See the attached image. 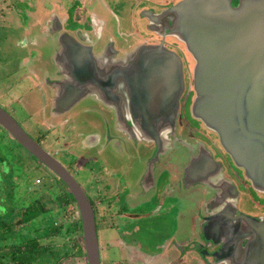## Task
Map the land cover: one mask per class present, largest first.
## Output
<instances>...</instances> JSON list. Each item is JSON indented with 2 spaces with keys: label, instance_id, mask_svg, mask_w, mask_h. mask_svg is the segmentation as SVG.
<instances>
[{
  "label": "flooded vegetation",
  "instance_id": "1",
  "mask_svg": "<svg viewBox=\"0 0 264 264\" xmlns=\"http://www.w3.org/2000/svg\"><path fill=\"white\" fill-rule=\"evenodd\" d=\"M164 1L162 5H158V3L151 0H146L147 4L145 5H139L137 2L132 4L130 10L133 15H131V18L137 17L134 19V26H138L137 22H141L140 25H142L143 21L147 32L144 35L140 33L139 36L136 35L132 38L131 40L137 41L134 45L121 48L116 46L115 37L111 35L103 37L105 21L93 9H108L109 3L106 0H55L52 4L54 9H51L53 8L51 4L47 7L48 3L43 4L39 0H35L32 6L29 0H0V41L4 39L2 31L5 30V27L14 25V22L16 27L29 28L28 32L22 35L25 39L10 37V41L13 43L11 49L14 50L11 57L20 70L16 78L11 79L14 84H20V87L25 86L26 88L22 92L21 90L16 91L14 95L9 92L6 99L10 103L21 100V94L25 95V91L31 89L33 83L38 90L37 110L51 104L52 114L61 115L85 97L92 98L95 105L106 109L110 114V118L103 117L104 122L107 121L109 124L105 133L102 131L99 133L95 131L98 129L91 128L79 137V144L77 145L79 150L83 152L91 144L99 145L98 142L104 139V135H107L117 140L115 147L118 152L127 154L129 157L136 155L138 158H144V165L140 172H137V174L129 172L131 177L127 181L119 180L118 191L116 190L113 194L115 197H112V200H120L117 203L119 204V210L116 215H121L124 218H137L143 212H137L138 215L126 213L125 207H138L144 204L149 210L152 208L154 196H159L158 199L156 198V203H160L161 206L167 202L169 197H174L177 207L172 217L178 219V221L183 218L186 221L188 219L181 214V211L178 212L179 207L182 206L181 202L191 200L189 208L198 210L196 227L192 230H183L182 234L174 230L170 237L159 245L160 249L144 255H142V251L140 252L141 248L131 245L129 242L130 237H134L132 234L134 230H131L132 226L127 225L130 231L127 233L128 236L122 239L121 247L126 254L130 251V261L119 262L118 264H264V187L255 183L247 175L248 172L264 173V149H259L264 148V142L256 138L248 141V147L244 151L247 156L246 169L243 165H239L225 149L220 135L208 128L200 118L191 114V83L189 81V84H187V73H185L189 63L193 61L191 54L185 49L182 42L168 34L169 24L163 22L165 25H157V28L150 30L147 28V20L141 16V12L144 10L150 9L158 12L178 0ZM239 1L230 0V3L235 7ZM87 7L92 10L86 12ZM61 9H63V13ZM32 14H35L36 20L40 19L38 27L31 28ZM114 15L116 16L115 13ZM91 28H94L93 33L96 36L90 38ZM23 31L24 29L21 32ZM33 34L38 37L36 39L38 41L28 40V37ZM161 39H163L167 48L175 51L182 58L184 63V86L178 97V105L175 110V127L174 129L171 128L167 120L169 118H167L161 132V135L164 136L161 141L162 148H160V145H156L155 141L141 139V133H138L135 126L130 125L132 122L127 115L126 100L124 98L126 84L121 79L119 80L121 87H115L117 86L116 83L111 86L110 90L114 93V98L109 97L107 103L97 98L95 93L91 91H86L75 99L71 98L72 93L75 92V87L76 89L80 88L77 74L76 76L73 74V70L79 69V56L77 53L79 43L89 46L90 58L93 63L94 59H98L100 63L108 65L109 70H114L119 65L123 68L137 69L134 61H127L128 56L126 57V53L140 43H157ZM121 41L125 42L123 44H128L129 39L124 37L121 38ZM43 43H46L49 47L51 46L50 53L52 54L49 56L51 59L45 60ZM23 50L25 53L22 57L16 55L15 52ZM36 56H38L37 59H35ZM103 56H105V59L102 60ZM122 58L126 59L124 64L118 62ZM51 61H54L56 67L51 66ZM188 71H190V68H188ZM25 78L27 79V85L22 82ZM116 82L119 84L117 79ZM38 95H41V98ZM58 98L64 102L59 107L56 103ZM0 106L6 109L15 119L12 113L14 110L8 108L2 101H0ZM37 118V123L47 127L37 138L41 143L28 133L24 125L15 120L51 155L59 160V157L56 156L57 151H59L63 156H67V162H70L71 158L67 155V153L70 154V151L59 149L62 148L61 146L57 149L54 145H50V148L45 145L48 134L53 133L56 136L53 130H55L58 121L45 115ZM112 124L114 125L111 126ZM118 129L122 133L115 136L114 130ZM47 130L51 132L47 133ZM6 134L10 139H14L7 131ZM136 137L139 139H136ZM66 142L69 143L68 140ZM176 146L182 147L183 154L181 153L173 161L164 159L167 152L172 149L175 150ZM160 149L163 150L161 151L162 154L159 152L163 159H160V154L154 159L155 152ZM21 150L31 155L22 147ZM88 154L89 151L82 153V157L80 156L82 162L90 159L87 156ZM80 157L76 160H81ZM60 162L63 164V161L60 160ZM71 163L73 164V162ZM175 163L176 166H174ZM64 166L72 174L71 166L69 165L70 168L68 165ZM46 172L50 174L49 177L54 175L48 168ZM76 180L81 185V181ZM84 191L93 208L99 243L98 223L102 227L109 228L111 215L107 211L99 212L94 205L106 204L110 208L112 204H110V201H101L104 195H101L98 188L94 197H90L85 189ZM185 220L182 221L185 222ZM178 224L180 227V222ZM102 262L100 260V264Z\"/></svg>",
  "mask_w": 264,
  "mask_h": 264
},
{
  "label": "water",
  "instance_id": "2",
  "mask_svg": "<svg viewBox=\"0 0 264 264\" xmlns=\"http://www.w3.org/2000/svg\"><path fill=\"white\" fill-rule=\"evenodd\" d=\"M141 16L150 30L163 22L169 24L168 34L191 54L190 112L217 132L225 149L245 167L248 141L256 138L264 142V0H240L235 7L230 0H178L158 12L144 10ZM78 48L79 69L73 74H77L80 88L75 87L71 98L91 91L107 103L109 97L114 98L111 86L116 83L115 87H121V79L126 84L124 98L130 125L141 133V139L155 141L162 148L164 122L168 120L171 128L175 127V110L184 86L182 58L161 39L140 43L126 53L127 61H134L137 69L119 65L109 70L98 59L91 61L88 45L79 43ZM125 60L118 62L124 64ZM56 103L59 107L64 102L58 98ZM0 125L66 185L80 218L86 263L100 264L93 208L82 186L2 106ZM161 151L155 152L154 159ZM247 175L264 187V173Z\"/></svg>",
  "mask_w": 264,
  "mask_h": 264
},
{
  "label": "rangeland",
  "instance_id": "3",
  "mask_svg": "<svg viewBox=\"0 0 264 264\" xmlns=\"http://www.w3.org/2000/svg\"><path fill=\"white\" fill-rule=\"evenodd\" d=\"M29 1L31 6L35 2V0ZM54 1L55 0H39L40 3H48L47 7H49L50 4L52 5ZM106 1L109 3L108 9L102 8V10H99L98 8H93L100 18L105 21L103 37H108L110 35L115 37L114 42L116 46L121 48L137 43V41L131 39L136 35L139 36L140 33L144 35L147 31L144 27L143 21L142 25H140L141 22H137L138 26H134L133 22L137 17L131 18V15L133 14H131L130 8L132 7V4L136 2L139 5H145L147 4L146 0ZM151 1L158 3V5H162V3L165 2L164 0ZM52 7L53 8L51 9H54L53 5ZM61 10L63 13V9ZM91 10L90 7L86 8V12ZM113 16L115 17L113 18ZM35 17V14H32L30 22L31 28L38 27L40 24V19L36 20ZM23 29L24 31L21 32ZM28 30V27H23L22 29L21 27H16V23L14 22V25L7 26L5 27V30L2 31L4 39L3 41H0V101L4 102L8 108L14 110L12 113L15 116V119L24 125L28 133L37 141L39 140L37 138L41 135L42 131L47 128L45 125L37 123V117L45 115L48 118L58 121L55 130H53L56 133V136L53 133L46 136V147L50 148V145H54L58 149L61 146L62 148L59 149H64L67 152L70 151V154L67 153L69 158H71L70 162H67L68 157L63 156L59 151H57L56 156L59 157V160L63 161L64 165L71 166L72 170H70L72 171L73 176L81 181L82 187L88 192L90 197L96 195V189L98 188L101 191V195H104V197L101 198V201L111 202L110 204L112 205L110 208H108L106 204L94 205L99 212L107 211L111 215V220L109 221L110 229L108 227H102L98 223L100 236L99 253L101 256L100 260L103 261L102 264H118L119 262L130 261V251L126 254L121 247L122 239L126 238L128 236V231H130L128 230L127 225L132 226L133 228H131V230H134V232H132L134 237H130L129 242L131 245L141 248L140 250L143 252L142 255L160 249L159 245L164 243L174 230L175 232L178 231L182 234L183 230H192L196 227V214L198 213V210H192L189 208L191 205L189 202L191 200L181 202L182 206L179 207L178 211H181V214L188 218L187 221L185 218L182 219L185 220V222H183L182 220L178 221V219L176 220V218L172 217V214L173 212H176L177 207V203L173 196L169 198L167 197V202L163 204V206L159 205L160 203H156V198L158 199L159 196H154L152 208L149 210L144 204H141L142 206L138 207L124 206L126 208V213L138 215L137 212H143L140 214L141 216H137V218H124L121 215H116L119 210V204L117 203L120 202V200H112V197H115L113 194L117 190L119 180L127 181L128 178L131 177L129 172H134L135 174L140 172L144 165V158H138L136 155L129 157L127 154L118 152L115 147L117 140L104 135V139L98 142L99 145L91 144L88 148L83 150V152L89 151L87 156L90 159L82 162L81 157L83 152L77 147L79 144V137L91 128L98 129L95 131H98L99 133H101L100 131L105 133V130L109 126L107 121L106 123L104 122L103 117H107L108 119L110 118V114L102 106L95 105L92 98L85 97L67 112L61 115H55L51 112V104L37 110L38 90L32 83L31 89L25 91V95L23 93L21 94V100L12 103L7 101L6 95L9 94V92L11 95H14L16 91L21 90L22 92L26 88L25 86L20 87V84H14L11 79H15L20 73V70L14 62V59L11 57L14 50L12 51L11 49L13 43L10 41V37H13L14 39H25L22 35L27 33ZM90 30L89 37H95L96 35L93 33L94 28H91ZM124 37L129 39V41H127L128 44H123L125 42L121 41V38ZM37 38L38 37L33 34L28 37V40L38 41L36 40ZM41 39L44 41L43 38ZM43 51L45 60L51 59L49 58L52 54L50 53L51 46L49 47L46 43H43ZM15 53L19 57H22L25 51L23 50ZM37 57L38 56H36L35 59H37ZM2 58L4 59L2 60ZM32 59H34V57H32ZM103 59H105V56L102 57V60ZM191 64L192 63L190 62L188 68L191 67ZM52 65L55 66L54 61H51V66ZM188 68L185 72L187 73V84H189L190 73ZM22 82L26 85L28 84L26 78ZM3 95H5V97H3ZM44 96L45 95L43 94V97ZM38 97L41 98V95H38ZM48 132L51 131L47 130V133ZM120 133L122 132L119 129L114 130L115 136H119ZM13 140L6 134V130L0 126V212L3 213V217L7 221L13 222L21 218L24 206H29L32 203L35 205V201L41 204L44 208L50 210L46 213H40L36 218L29 221L12 225L9 232L11 238L8 241H22L36 235L41 243H48L52 249H57V253L61 254L60 250L70 248V239L74 234L68 231L67 228L70 229L72 227V217H76L77 211L75 208H70V206H67L66 209L62 211L57 210L56 203L53 199L57 195L58 187L61 184L59 185L56 180L50 185V174L46 172L47 168L40 164L33 156L22 151L20 145ZM66 140H68L69 143L66 142ZM39 142L41 143L40 140ZM181 153L183 154L182 147L176 146L175 150L172 149L167 152L164 159L173 161L177 156H180ZM161 154L160 159L162 160L163 158H161ZM78 157H80L81 160H76ZM71 162H73V164ZM174 166H176V163ZM174 169L176 168L174 167ZM199 211L201 212V210ZM23 216H25V214ZM178 222H180V227ZM60 224L63 226L59 231L57 230L56 234L48 236V233H44L46 228H50V231H53L57 229V226ZM16 237H18V239H16ZM77 260L78 257L69 256L64 259V263H74Z\"/></svg>",
  "mask_w": 264,
  "mask_h": 264
},
{
  "label": "trees",
  "instance_id": "4",
  "mask_svg": "<svg viewBox=\"0 0 264 264\" xmlns=\"http://www.w3.org/2000/svg\"><path fill=\"white\" fill-rule=\"evenodd\" d=\"M56 180L59 185L61 184L58 187L57 195L53 199L56 203L57 210H65L67 206L77 209L71 192L59 177H56V174L50 177V185ZM34 203L35 205L32 203L29 206H24L21 218L17 221H7L3 217V213L0 212V264H87L81 237V225L78 212L76 217H72V227L70 229L67 228L68 231L74 234L70 239V248L60 250L61 254L57 253V249H52L48 243H41L36 235L22 241H8L11 238L9 232L12 225L29 221L36 218L40 213L49 212L50 209L44 208L36 201ZM24 214L25 216H23ZM62 226L63 225L61 224L58 225L57 229L53 231H50V228H46L44 233H48V236H51V234H56L57 230L59 231ZM16 239H18V237H16ZM69 256L78 257V260L74 263H64V259Z\"/></svg>",
  "mask_w": 264,
  "mask_h": 264
},
{
  "label": "crops",
  "instance_id": "5",
  "mask_svg": "<svg viewBox=\"0 0 264 264\" xmlns=\"http://www.w3.org/2000/svg\"><path fill=\"white\" fill-rule=\"evenodd\" d=\"M77 210V209H76ZM140 252H141V250H140Z\"/></svg>",
  "mask_w": 264,
  "mask_h": 264
},
{
  "label": "clouds",
  "instance_id": "6",
  "mask_svg": "<svg viewBox=\"0 0 264 264\" xmlns=\"http://www.w3.org/2000/svg\"><path fill=\"white\" fill-rule=\"evenodd\" d=\"M18 144V143H17ZM19 145V144H18Z\"/></svg>",
  "mask_w": 264,
  "mask_h": 264
}]
</instances>
